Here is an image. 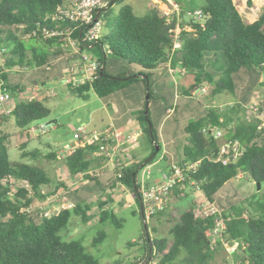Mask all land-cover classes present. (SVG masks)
Masks as SVG:
<instances>
[{
  "label": "trees",
  "instance_id": "obj_1",
  "mask_svg": "<svg viewBox=\"0 0 264 264\" xmlns=\"http://www.w3.org/2000/svg\"><path fill=\"white\" fill-rule=\"evenodd\" d=\"M66 1L0 0V48L4 50V61L0 64V90L10 95L19 91L18 85L9 80L6 68L18 65L50 67L52 61L62 54L57 45L66 41L68 36L78 40L79 50H88L97 62L91 79L75 86L67 84L69 91L77 97L86 99L88 92L92 91L99 98L106 99L131 84L141 83L143 96L149 94L148 111L144 115V98L135 119L149 154L142 161L128 160L113 171V185L128 188L136 205L139 203L136 176L161 149L149 117V103L155 98L152 80L156 68L183 71L181 74L187 81L181 85L183 96L192 97L194 91L207 84L211 86V95L226 92L240 96L239 103L232 106L237 109L249 100L255 89L260 88L264 103V11L253 21L245 22L232 0H203L199 6L202 22H193L192 32L182 31L180 47L170 53L172 41L168 29L173 24H166L155 9L136 15L125 0H112L101 14L102 27L107 31L95 41L86 42L82 39L84 27L81 23L54 17ZM113 5H118L117 11ZM108 60H112L110 66L117 68L119 61L125 67L110 74L107 72ZM198 106L201 108L200 104ZM166 108L161 106V111ZM48 112L43 100L27 99L16 101L9 115L19 128H26L31 122L46 117ZM6 118V115H0V121ZM230 121L228 115L210 108H201L198 117L186 121L181 158L175 162L187 173L181 183L196 186L209 202L215 200L219 189L238 173L247 174L255 182V187L259 182L261 190L246 198L242 206L222 208L220 212L206 216H196L193 205H190L169 227L170 240L151 237L148 233L146 236L143 229L138 240L143 249L139 264H151L154 256H159L156 264H212L215 253L222 248V241L237 243L232 250V261L224 264H264V126L255 118L239 120L228 127ZM223 128L226 129L225 138L237 139L244 147L237 160L226 164L207 158L217 154L218 141L213 137V131ZM7 141V134L0 132V264H99L80 241L66 240L60 231L66 228L71 214L87 223L91 219L87 213L91 206L89 198L105 189L94 190L85 185L87 191L82 193V186L74 185V189H68L55 181V187H63L65 197L74 206L62 209L57 215L35 218L21 208L36 198H44L42 187L53 180L36 164L10 160ZM100 145L105 146V142L79 144L65 157L72 178L82 174L87 181L99 182L87 172L98 155L96 153L105 159ZM155 146H158L156 153ZM39 154L40 151L33 148L22 150L20 157H37ZM47 157L55 158V153H49ZM198 160L194 169H185L186 165ZM10 178L25 181L27 186L12 188ZM172 192L178 196L177 187ZM105 198L97 203L98 222L110 220L119 227L120 222L108 205L111 198L108 195ZM137 213L145 221L141 212L137 210ZM216 216L222 218L224 228L212 243L205 232L213 227ZM145 229L147 231L146 223ZM102 237L104 233L100 232L93 243ZM138 242L130 241L128 246ZM108 264L136 262L114 260Z\"/></svg>",
  "mask_w": 264,
  "mask_h": 264
},
{
  "label": "rangeland",
  "instance_id": "obj_2",
  "mask_svg": "<svg viewBox=\"0 0 264 264\" xmlns=\"http://www.w3.org/2000/svg\"><path fill=\"white\" fill-rule=\"evenodd\" d=\"M130 5H141V9L137 10L134 6L136 15H143L146 9V2L143 0H125ZM238 2V1H237ZM71 0L64 3L66 9L69 8ZM239 3V2H238ZM203 4V0H189L186 7L193 11ZM251 7V2L248 4ZM115 11L118 5H113ZM136 8V9H135ZM249 8L244 10L242 18L245 22H251V18L257 16L264 11V7L259 12H252ZM256 14V15H255ZM255 18V19H256ZM105 27L101 28V32L105 33ZM29 44L26 43V46ZM70 46V45H69ZM69 53L71 59L66 69L76 62L80 57L78 48L70 46ZM76 51V52H75ZM87 54V53H85ZM88 56H91L87 54ZM107 72L116 73L118 69L125 66L122 62L117 61V68H111L112 60H108ZM9 80L18 85V90L13 98L18 100H27L30 98L43 100L44 105L48 109V115L42 119L35 120L26 128H19L11 115L5 114L0 108V115L7 116L5 120L0 121V132L6 133L8 136V156L9 159L23 161L29 164H36L42 167L53 180L52 183L44 185L42 190L46 194H52L56 190H62V187L53 188L54 182L59 181L63 186L72 187V177L69 175L65 165L66 155L57 157L58 150L65 142L73 140V133L77 127H83L86 135L102 130L108 123L106 99H101L92 91L88 92V97L82 99L69 91L65 83V73L52 82L55 75V68L52 67H29L26 65H18L5 69ZM173 76H166L162 82V88L158 92H153L155 96L149 103V117L153 125L157 139L161 137L174 141L168 148L161 149L155 158L147 165L149 174L144 175V179L148 183H152L155 179L160 178V173L167 169V164L172 159L178 161L181 158V145L184 141L183 127L190 118H196L200 115L201 108H210L219 114L228 115L231 118L228 127H231L239 120H251L253 118L259 120L264 126V103L261 101L263 91L260 88L254 90L249 100L241 106V108L232 109L235 103H239L240 96L221 92L211 95L210 85H203L204 91L193 93L192 97L181 95V85L187 81L183 79L181 72L176 68L172 71ZM85 72H80L79 77ZM114 98H120V91L114 93ZM145 97V95H144ZM127 102V99L123 100ZM200 104L201 108L198 106ZM157 105L166 106L175 111L167 114L161 110H155ZM43 126L40 131L39 126ZM226 134V129H221ZM36 148L40 151L39 156L26 158L20 157L22 150H31ZM54 150V151H53ZM55 153V158L47 157V154ZM164 155V158L162 156ZM141 159V158H140ZM139 159V160H140ZM93 163L91 164L88 175L94 176ZM141 172L136 176V181L140 180ZM82 179H76L74 185L79 186ZM71 182V185H68ZM101 184V183H100ZM96 190H101V185ZM255 187L247 174L238 173L236 177L230 179L218 191L216 199L211 202L209 210L220 212L222 208L228 209L230 206H242L244 200L261 190ZM68 188V187H67ZM178 196L170 192L167 196L166 204L160 214H155L145 221L147 224V233L151 237H165L170 240L168 235L169 227L178 219V215L190 205L197 208L200 204L205 203L206 199L202 192L193 184L185 185L179 183L177 185ZM108 195L111 201L108 203L113 210L116 218L120 222V226L116 227L114 223L107 220L103 223L98 222L97 203L106 200ZM131 192L121 193V189L113 190L111 193L99 192L89 198L91 206L88 214L91 219L87 223H83L78 215L71 214L66 228L60 231L62 237L66 240H77L84 246L85 250L96 258L99 264H108L114 260H121L125 263L136 262L139 264L140 256L143 253L141 243L138 242L141 231L144 229L143 219L137 213V205L129 202ZM113 196L119 198L113 203ZM35 218H38L35 215ZM103 232L104 237L98 242L93 243L94 238L99 237V233ZM130 241L138 243L128 246ZM222 248L219 249L213 258L212 264H224L231 262L233 259L232 250L234 246L226 241H222ZM159 256H154L151 264H156Z\"/></svg>",
  "mask_w": 264,
  "mask_h": 264
},
{
  "label": "built area",
  "instance_id": "obj_3",
  "mask_svg": "<svg viewBox=\"0 0 264 264\" xmlns=\"http://www.w3.org/2000/svg\"><path fill=\"white\" fill-rule=\"evenodd\" d=\"M148 2L153 9H155L160 16L164 19L165 23L172 27H169L168 32L171 36L172 41V53L175 49L179 48L181 45V32H192L193 22H202L203 14L200 7L191 11L186 7V2L189 0H144ZM233 4L237 7L241 15L244 14V10L249 8L248 2H251V7L249 8L252 12H259L260 8L264 7V0H232ZM239 3H238V2ZM112 4V0H71L69 8L66 9L64 4L60 7L55 14V18L68 19L72 22H79L84 27L83 40L86 42L95 41L101 35L102 20L101 14L103 9ZM256 15V14H255ZM256 18V16H255ZM254 17L251 18L253 21ZM66 42L72 48H78L79 42L71 37L66 38ZM79 49V48H78ZM4 50L0 48V64L4 61L3 58ZM76 52V51H75ZM72 55V54H69ZM97 68V62L93 56H88L85 53H80V57L75 63L70 65L65 70V83L72 85H78L80 82L91 79L95 70ZM170 69V68H168ZM172 71V69H170ZM80 72H85L82 77H79ZM180 72H183L180 70ZM205 89L201 87L194 91V93L203 92ZM33 99V98H30ZM16 100L8 92H3L0 90V108L5 114H9L15 104ZM172 109L167 110V114H170ZM40 131H43V126H39ZM120 133L114 131L111 126H107L102 130L92 133L91 135H86L84 133L83 127H77L76 131L73 133V140L71 142H65L59 148L57 157L60 155L71 154L76 146L90 144L94 142H105L104 145H100V149L103 150L108 159L113 163V169L120 168L123 163L116 159V149L118 147V138ZM213 137L218 141V149L215 157H207L214 162H221L226 164L233 162L239 158L242 154L244 147L237 139L225 138L221 129H215L213 131ZM125 139L134 140L135 136L126 135ZM131 160V159H130ZM199 160L188 164L185 166L186 170L194 169ZM149 165H145L141 170L139 184V203L137 205V210L141 212L145 221L153 216L157 211H162L166 204L167 196L173 191L179 183H181L185 177L186 172L183 168L178 165L171 164L166 170L161 171L160 178L155 179L152 183L146 182L144 179L145 174H149L147 169ZM87 173H92L88 171ZM82 179V174L78 175ZM119 176V174H118ZM12 184V188L17 186L26 187L27 183L25 181L8 179ZM121 185V184H120ZM45 193V192H44ZM211 202L207 201L200 204L197 208H194V214L198 217L206 216L210 214L217 213V211L209 210ZM73 203L68 200L64 195V190H56L52 194H46L42 199H34L33 202L25 207L21 208V211L36 215L40 217H49L52 215H57L62 209H71ZM213 227L208 229L205 233L209 237L210 241L213 243L214 240L220 236L221 231L224 228V223L222 218L219 216L214 217ZM234 249L237 246L236 242L231 243Z\"/></svg>",
  "mask_w": 264,
  "mask_h": 264
},
{
  "label": "crops",
  "instance_id": "obj_4",
  "mask_svg": "<svg viewBox=\"0 0 264 264\" xmlns=\"http://www.w3.org/2000/svg\"><path fill=\"white\" fill-rule=\"evenodd\" d=\"M131 6H132L133 11H134V6L137 8V10L142 8L141 5L140 6L131 5ZM151 8H152L151 5L148 2H146V9L144 13L149 11ZM57 47L61 49L62 54L56 57L52 61V64L50 66V67L54 66L55 71H56L52 82L57 81L59 74L61 75L63 71L65 72L66 67L68 66L70 59H71L69 55L70 54L69 51H71L70 46L67 44L66 41L60 42L57 45ZM80 52L87 53L93 56L88 50H81ZM111 68H114V65H111ZM174 70L175 69H172V71ZM172 71L168 68H162V67H158L155 69L154 71L155 76L153 77V80H152V88L154 89L155 93L158 92L160 88H162V82L166 76H169V75L173 76ZM120 92L122 93L121 99L118 97L114 98L113 96L114 94L106 98L107 115H108L109 121L105 127L111 126L114 131H117L120 133V137L117 140L118 147L116 149V155H115L116 159H119L121 163H126L130 159L134 161H142L148 156L149 149L147 147V144L145 142L143 135L140 134V127L135 119V114L137 111L141 109L143 99L145 98L143 96V87L141 83L138 82V83H134V84L127 86L126 88L120 90ZM125 99H127V102L123 101ZM168 109L170 108L167 107L164 110V112L166 113ZM155 110L156 111L161 110L160 106L157 105L155 107ZM126 135H133L135 136V139L127 140L125 139ZM172 143H174V141L161 137V140H160L161 149H165L167 151V148ZM184 143H185V140L183 141V144ZM183 144L181 145V147L183 146ZM94 155L95 153L90 155L89 158H91ZM96 155L97 157H94V159L92 160L93 166L95 167L94 168L95 172H93V174H94V177H96L99 182L94 183L93 181H87L83 179L81 184H79V186L83 187L81 188L80 191L82 193L87 191V189L85 188V185H90L92 187L91 189L95 190L99 188L98 185L101 183L100 188L105 189V192L107 193H111L113 190H118V189H121L122 194L128 193L130 190L126 188L125 186L120 185V184L113 185L114 169H113V163L111 162V160L107 158L104 152L102 153V156L105 157L104 160H103V157H101L99 153H96ZM175 162L176 160L172 159V161L168 162L167 166H170L171 164H175ZM78 178L79 176H77V178L71 179L73 187L67 186L68 189L69 188L74 189L75 183L73 182H75V180ZM68 185H71V182ZM53 188H56L55 183H54ZM118 199L119 198H116V196H113V201H114L113 203L117 202ZM129 202L136 206L135 198L133 195H131Z\"/></svg>",
  "mask_w": 264,
  "mask_h": 264
},
{
  "label": "water",
  "instance_id": "obj_5",
  "mask_svg": "<svg viewBox=\"0 0 264 264\" xmlns=\"http://www.w3.org/2000/svg\"><path fill=\"white\" fill-rule=\"evenodd\" d=\"M148 97H149V94L148 93H146L145 94V111H144V115H146L147 114V111H148ZM150 123H148V127H149V133H150V135H151V130H150ZM157 150H158V146H155V151H154V153H156L157 152ZM256 188L258 189L259 188V182H256ZM144 222V230H145V234H146V236H147V231H146V229H145V221H143Z\"/></svg>",
  "mask_w": 264,
  "mask_h": 264
}]
</instances>
